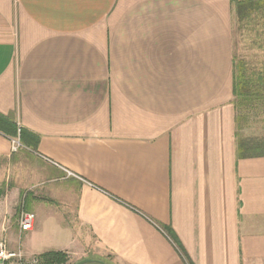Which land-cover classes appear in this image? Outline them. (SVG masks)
Returning <instances> with one entry per match:
<instances>
[{
    "label": "crops",
    "instance_id": "obj_1",
    "mask_svg": "<svg viewBox=\"0 0 264 264\" xmlns=\"http://www.w3.org/2000/svg\"><path fill=\"white\" fill-rule=\"evenodd\" d=\"M236 11L0 0V234L20 201L73 226L64 264H264V154H238L232 103L234 28L257 17Z\"/></svg>",
    "mask_w": 264,
    "mask_h": 264
},
{
    "label": "trees",
    "instance_id": "obj_2",
    "mask_svg": "<svg viewBox=\"0 0 264 264\" xmlns=\"http://www.w3.org/2000/svg\"><path fill=\"white\" fill-rule=\"evenodd\" d=\"M231 1H236L237 20L239 22L244 19L250 21L252 18L257 17L258 12L256 11L263 6L261 0ZM262 23L264 26V19ZM232 86L235 122L237 127L242 128L244 122L249 120L251 110L264 109V61L257 64L242 58L233 57ZM0 130L7 134L14 133L16 131L15 124L11 119L0 114ZM235 134L237 137V151L240 156L264 154V134L241 135L238 131ZM167 233L177 244L181 256L186 260L184 250L173 230L168 228ZM40 256L44 262L49 264H64L68 260L67 254L62 250L44 251ZM102 263L107 264L105 262Z\"/></svg>",
    "mask_w": 264,
    "mask_h": 264
},
{
    "label": "rangeland",
    "instance_id": "obj_3",
    "mask_svg": "<svg viewBox=\"0 0 264 264\" xmlns=\"http://www.w3.org/2000/svg\"><path fill=\"white\" fill-rule=\"evenodd\" d=\"M261 22L262 19L257 17L240 28H234L236 57L257 64L264 61V26ZM249 117V120L244 122V134H264V109L251 110ZM15 136L17 137V135ZM21 209L24 208L19 201L16 213H20ZM30 211L34 213V224L31 230L19 232L18 224L13 223L7 232L0 234V237L5 236L8 239L11 248L16 249L20 246L26 255L34 253L42 259L40 253L59 250L63 248L62 245H67L70 229L73 226H66V228L59 226L57 221L46 216V210L32 208ZM69 220L72 221V219Z\"/></svg>",
    "mask_w": 264,
    "mask_h": 264
},
{
    "label": "built area",
    "instance_id": "obj_4",
    "mask_svg": "<svg viewBox=\"0 0 264 264\" xmlns=\"http://www.w3.org/2000/svg\"><path fill=\"white\" fill-rule=\"evenodd\" d=\"M19 130L17 131V137H10L11 149L16 150L21 146L18 139ZM68 175H73L72 172L66 170ZM34 213L25 209H22L18 216V228L19 232L29 231L33 228ZM0 264H49L44 262L39 256L26 255V253L18 246L13 249L9 246V241L5 236L0 237Z\"/></svg>",
    "mask_w": 264,
    "mask_h": 264
},
{
    "label": "water",
    "instance_id": "obj_5",
    "mask_svg": "<svg viewBox=\"0 0 264 264\" xmlns=\"http://www.w3.org/2000/svg\"><path fill=\"white\" fill-rule=\"evenodd\" d=\"M91 259L90 258H83L81 260H78L77 262H75L74 264H84V263H87V262H90Z\"/></svg>",
    "mask_w": 264,
    "mask_h": 264
}]
</instances>
